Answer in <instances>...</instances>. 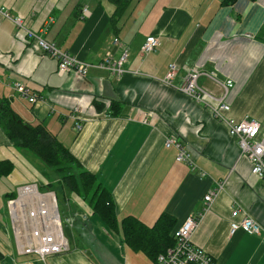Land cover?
Wrapping results in <instances>:
<instances>
[{"label":"crops","instance_id":"1","mask_svg":"<svg viewBox=\"0 0 264 264\" xmlns=\"http://www.w3.org/2000/svg\"><path fill=\"white\" fill-rule=\"evenodd\" d=\"M221 2L131 0L113 26L110 0H0V98L26 123L44 126L95 175L111 194L116 218V227H109L87 199L70 192L69 213L78 215L64 227L68 249L42 260L17 251L6 211L0 214V264H156L123 241L122 218L152 225L165 212L179 223L202 209L204 194L219 182L223 188L193 232V244L212 264H264V177L250 172L226 124L176 88L196 67L198 84L229 105L224 115L257 120L258 138L264 139V0ZM17 16L93 66L84 75H60L56 60L18 29L12 19ZM147 35L156 36L159 46L143 53ZM115 37L120 45L113 44ZM124 48L120 76L96 66L107 53L117 60ZM171 63L177 72L165 84ZM12 80L29 86L39 101L18 96L7 85ZM227 80L232 85L226 91ZM171 135L186 147L194 166L176 161V148L164 145ZM2 159L13 163L5 177L12 188L36 183L51 189L52 180L59 182L0 127ZM234 208L241 213L232 218ZM243 215L259 223V235L240 228L231 232L230 223Z\"/></svg>","mask_w":264,"mask_h":264},{"label":"built area","instance_id":"2","mask_svg":"<svg viewBox=\"0 0 264 264\" xmlns=\"http://www.w3.org/2000/svg\"><path fill=\"white\" fill-rule=\"evenodd\" d=\"M86 9H83L85 12ZM5 15H8L4 12ZM18 29L35 42L37 47L56 60L57 73L64 74L74 72L84 75L92 64L76 58L68 51L60 48L55 42L48 41L34 31L28 29L22 18H12ZM113 44L120 45L117 37L113 38ZM159 46V40L154 35H147L141 45L143 53H149ZM127 58V49L124 48L117 60H112L109 53L106 54L98 67L108 68L113 74L120 76L123 73L122 63ZM177 72L175 63L168 66L163 78L165 84H171ZM200 71L189 68L182 82L176 87L180 92L190 96L197 102L205 103L213 115L226 124L229 135L234 137L240 149V154L245 156L250 163V172L259 178L264 177V139L258 138L260 124L255 119H241L226 117L224 112L229 110V105L224 97H214L198 84ZM7 85L20 97L30 103L39 101L40 97L33 90L18 80H12ZM231 80H227L224 89L231 87ZM77 108L74 109L76 111ZM76 127L80 128L77 124ZM166 147L176 148V161L193 164L190 153L181 144L175 135L165 138ZM203 172H201V175ZM223 188L219 182L216 188L208 190L203 196V207L196 214H188L172 231L174 245L167 248L157 256L156 264H212V257L201 247L193 244L191 237L198 227L205 211L209 209L218 191ZM65 214L60 211L56 193L52 189L40 188L36 183H26L16 188L15 196L6 200L10 224L13 231L17 251L21 254H36L45 260L48 256L67 251L68 241L64 233V222L70 226L77 217V213H69V207L65 202ZM241 213L239 209H232L231 217L235 218ZM242 229L248 234L259 235L261 228L253 218L243 215L238 222L230 223V230Z\"/></svg>","mask_w":264,"mask_h":264},{"label":"trees","instance_id":"3","mask_svg":"<svg viewBox=\"0 0 264 264\" xmlns=\"http://www.w3.org/2000/svg\"><path fill=\"white\" fill-rule=\"evenodd\" d=\"M114 6V22L131 0H110ZM236 0H222L232 4ZM0 127L10 140L35 155L48 168H53L59 183L70 192L87 199L94 213L109 226L116 227L115 209L111 194L97 182L94 174L83 169L68 148L48 132L41 124L30 125L12 109L9 102L0 98ZM76 167L75 173L72 168ZM9 159L0 160V178L7 177L13 170ZM15 196V191L6 193V198ZM178 222L174 216L161 213L152 225H146L133 216H125L120 222L123 241L134 251L144 253L152 261L167 248L174 245L172 231Z\"/></svg>","mask_w":264,"mask_h":264},{"label":"rangeland","instance_id":"4","mask_svg":"<svg viewBox=\"0 0 264 264\" xmlns=\"http://www.w3.org/2000/svg\"><path fill=\"white\" fill-rule=\"evenodd\" d=\"M50 169L53 172H55L53 168H50ZM72 170L75 173L77 172V169L75 166H73ZM58 181H59V179H58ZM49 186L56 193V197H57V201H58L60 211H64V209L66 208L65 202H66V199L69 198L70 191L65 186H62L56 180H52ZM13 191L16 192V189L14 187L12 188L5 178H0V214H4L6 211L8 212V210L6 208L7 198L5 197V195H6V193L13 192ZM62 219H63L64 227L66 228L67 224L64 222V217Z\"/></svg>","mask_w":264,"mask_h":264}]
</instances>
